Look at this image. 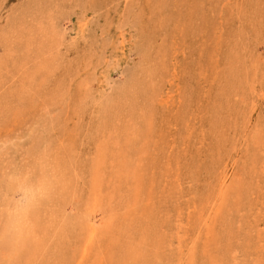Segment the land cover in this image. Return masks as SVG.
<instances>
[{"label":"rangeland","instance_id":"obj_1","mask_svg":"<svg viewBox=\"0 0 264 264\" xmlns=\"http://www.w3.org/2000/svg\"><path fill=\"white\" fill-rule=\"evenodd\" d=\"M0 264H264V0H0Z\"/></svg>","mask_w":264,"mask_h":264}]
</instances>
